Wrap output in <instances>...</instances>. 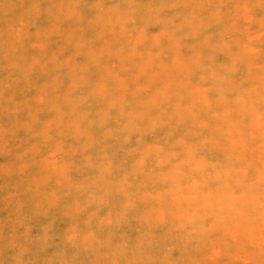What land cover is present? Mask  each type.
<instances>
[{
  "label": "rangeland",
  "instance_id": "1",
  "mask_svg": "<svg viewBox=\"0 0 264 264\" xmlns=\"http://www.w3.org/2000/svg\"><path fill=\"white\" fill-rule=\"evenodd\" d=\"M0 264H264V0H0Z\"/></svg>",
  "mask_w": 264,
  "mask_h": 264
}]
</instances>
